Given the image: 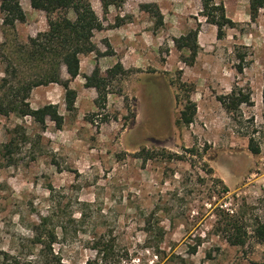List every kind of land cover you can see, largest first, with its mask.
Listing matches in <instances>:
<instances>
[{
    "label": "rangeland",
    "instance_id": "obj_1",
    "mask_svg": "<svg viewBox=\"0 0 264 264\" xmlns=\"http://www.w3.org/2000/svg\"><path fill=\"white\" fill-rule=\"evenodd\" d=\"M216 1L234 22L222 39L200 16L199 0H123L126 17L143 11L145 3L162 9V44L146 49L138 67L107 82L103 107L96 104V89L78 87V81L71 111L60 85L31 90V108L56 104L61 125L0 114V251L13 253L26 245L48 217L62 264L93 260L100 239L116 244L121 257L109 264H264V243L250 239L232 246L215 227L221 208L245 211L246 204L261 212L264 6L251 20L248 0ZM20 4L25 22L3 24L0 13V83L7 78L9 86L16 82L5 73L6 56L13 58L17 42L47 28L44 11L32 8L30 0ZM141 16L144 23L151 18L150 28L157 25L151 14ZM198 23L200 48L190 66L182 61L188 51L173 40ZM178 81L194 86L190 97L197 109L188 126L176 124L184 104ZM233 87L249 93L251 103L230 113L218 97ZM249 137L259 153L248 149ZM142 148L182 159L155 154L143 162L136 156ZM197 244L190 255L188 247Z\"/></svg>",
    "mask_w": 264,
    "mask_h": 264
},
{
    "label": "trees",
    "instance_id": "obj_2",
    "mask_svg": "<svg viewBox=\"0 0 264 264\" xmlns=\"http://www.w3.org/2000/svg\"><path fill=\"white\" fill-rule=\"evenodd\" d=\"M105 12L108 5L120 6L123 0H100ZM201 5L200 16L208 24L215 26L216 38L225 36V29L231 28L234 22L226 15L222 1L199 0ZM34 9L42 10L47 21V30L29 36L26 42H17L16 49L6 56L7 68L5 73H11L16 85L9 86L11 81L3 78L0 83V114L8 115L16 112L19 116H29L34 122L44 126L47 118L61 125L63 116L58 112L56 104H46L40 108H31L28 99L34 87L48 84H58L64 90L65 107L68 111L74 109L76 91L70 87V81L79 75L80 59L82 54L95 53L99 55L96 45L92 41L95 31L103 29L102 21L92 8L90 0H30ZM264 6V0H248V15L255 20L258 12ZM140 8L155 18L157 25L163 24V15L154 3H145ZM73 17H68L69 13ZM0 13L3 24L25 22L26 15L21 7L20 0H0ZM199 23L196 28L189 30L184 36L175 38L173 42L178 49L188 51V56L182 61L193 65L199 51L198 44ZM109 47V46H108ZM242 65L238 66L241 72ZM63 72L66 78L63 77ZM120 62H116L104 74L96 65L90 75H84V86L92 87L97 91L96 104L103 107L106 102L107 82L119 75H124ZM177 89L183 95L184 104L176 120L178 126L190 125L196 114V104L190 95L194 89L192 84L183 81L177 82ZM16 87V88H15ZM9 88L10 94L5 90ZM15 88V89H14ZM227 112L235 113L240 106L251 103L249 93L233 87L228 94L218 97ZM264 103V86L262 89ZM248 149L251 153H259L258 146L252 137H249ZM191 151V150H190ZM161 153L142 148L136 156L143 162L159 155L163 159H182L180 154H170L164 150ZM193 153V152H192ZM220 183L222 181L218 180ZM228 188L223 184V193H228ZM261 212L256 207L247 206V210L240 208H221L216 214V232L232 246H244L250 239L264 243V196L259 199ZM57 241L54 225L48 217L41 219L33 230L32 238L16 252L0 251V264H62L60 257L54 251L53 245ZM199 244L189 246L188 253L197 252ZM95 256L87 260L86 264H109L114 258H121L116 244L103 239L98 240L93 246Z\"/></svg>",
    "mask_w": 264,
    "mask_h": 264
},
{
    "label": "crops",
    "instance_id": "obj_3",
    "mask_svg": "<svg viewBox=\"0 0 264 264\" xmlns=\"http://www.w3.org/2000/svg\"><path fill=\"white\" fill-rule=\"evenodd\" d=\"M97 1V4L91 5L98 18L102 21L103 29L94 32L92 41L96 45L101 56L96 58L97 55L95 53L82 54L79 56V75L70 81L69 84L75 91H78L75 86V83L78 81L76 85L86 89L83 76L90 75L96 65L99 67L100 71L104 73L116 62H120L126 70L130 67H138L137 65L140 64V59L141 61L143 60L140 56L144 54L146 49L151 51L153 50V46L155 49L157 45L161 46L162 44L161 25L150 28V26H154L151 18L147 23H144V19L141 15L145 11H139V9H137L136 14L134 13L126 17V10H121L120 6L110 4L104 12L101 1ZM159 10L162 9L159 8ZM45 30H47V28L42 31ZM108 48L112 50V54L107 53ZM140 49L143 51H140ZM64 76L65 78L67 77L65 73Z\"/></svg>",
    "mask_w": 264,
    "mask_h": 264
}]
</instances>
